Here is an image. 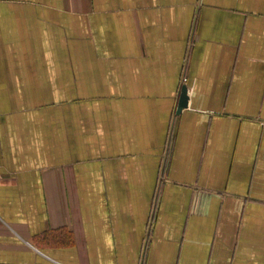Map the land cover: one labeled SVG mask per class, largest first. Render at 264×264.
I'll return each instance as SVG.
<instances>
[{"label": "crops", "instance_id": "obj_1", "mask_svg": "<svg viewBox=\"0 0 264 264\" xmlns=\"http://www.w3.org/2000/svg\"><path fill=\"white\" fill-rule=\"evenodd\" d=\"M0 264H264V0H0Z\"/></svg>", "mask_w": 264, "mask_h": 264}, {"label": "water", "instance_id": "obj_2", "mask_svg": "<svg viewBox=\"0 0 264 264\" xmlns=\"http://www.w3.org/2000/svg\"><path fill=\"white\" fill-rule=\"evenodd\" d=\"M188 100H189L188 86L186 84H183L181 88L178 111H180L183 107H186L188 105Z\"/></svg>", "mask_w": 264, "mask_h": 264}]
</instances>
